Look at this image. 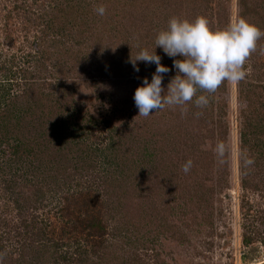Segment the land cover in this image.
<instances>
[{"label":"rangeland","instance_id":"rangeland-1","mask_svg":"<svg viewBox=\"0 0 264 264\" xmlns=\"http://www.w3.org/2000/svg\"><path fill=\"white\" fill-rule=\"evenodd\" d=\"M198 15L264 30V0H0L2 264L264 261V37L244 80L198 91L203 109L194 98L183 118L167 107L145 118L133 99L156 68L134 70L137 45L151 50L170 17ZM156 52L166 88L173 59ZM56 148L77 166L61 167Z\"/></svg>","mask_w":264,"mask_h":264},{"label":"clouds","instance_id":"clouds-1","mask_svg":"<svg viewBox=\"0 0 264 264\" xmlns=\"http://www.w3.org/2000/svg\"><path fill=\"white\" fill-rule=\"evenodd\" d=\"M94 11L104 16V6L95 7ZM264 37V30L247 18L231 19L225 26L212 27L209 20L198 15L194 19L172 16L167 27L155 34V47L151 50L141 48L135 57H130V63L139 72L138 61L145 64H155L151 81L148 77L134 92L135 106L138 115L149 117L153 112L165 108H178L181 117L188 112L187 104L193 102L197 108H205L209 100L205 95L197 96L198 91L215 93L225 82L237 84L244 80L247 73L245 64L257 50V44ZM173 59L172 67L176 74L169 80L167 87L162 84L164 74L169 73V67L161 63V56L156 48ZM264 54V48H261ZM203 113L197 112L199 118ZM220 164L226 163L225 156L230 151L225 143L218 142L214 149ZM244 166H251L254 160L247 153H242ZM193 167V161L188 159L182 166L187 174ZM2 264V256H0Z\"/></svg>","mask_w":264,"mask_h":264},{"label":"trees","instance_id":"trees-1","mask_svg":"<svg viewBox=\"0 0 264 264\" xmlns=\"http://www.w3.org/2000/svg\"><path fill=\"white\" fill-rule=\"evenodd\" d=\"M71 6V4L70 5H68L67 7H70ZM64 8H66L65 7V5H63V6H61V8H60V10H62V9H64ZM6 118H4V116L3 115H0V125H1V123H4V122H7L6 120H5ZM8 121H10V119L8 120ZM16 125L18 126V124L16 123ZM79 128H82V126H80ZM77 144V142H75V145ZM72 146H74V144L72 145ZM128 149H129V147H127ZM63 150L64 149H58V148H56L55 149V152H53L52 153V155H55V157H57V159L55 160V159H53L54 161H57V162H62V166L61 167H63L64 165V168H67V166H77V161L75 160L74 161V165H70V164H72V163H70V161L68 160V161H64L63 160V154L62 153H64L63 152ZM67 153V152H66ZM65 154V153H64ZM149 156H152V154L150 153L149 154ZM63 157V158H62ZM151 157H148L146 160H148V161H150L151 159H150ZM70 163V164H69ZM137 163V162H136ZM120 164V163H119ZM75 168V167H74ZM113 172H116V171H113ZM113 179H115V176H114V178ZM112 178H107V180H106V184L108 185L109 184V182L111 181V180H113ZM128 191H129V189H128ZM144 195V194H143ZM95 199V197L93 196H90V194H88V196H87V198L85 199V204H86V206H87V209H89L90 207H91V205H92V203H93V201H95L94 200ZM91 211H92V209H89V214H91ZM144 215H147V213H146V211L143 209V211H142V216H144ZM88 226L89 227H93L94 226V223L92 224L91 223V220L89 221V224H88ZM245 243H247V242H245ZM91 249V248H90ZM83 253H84V251H83ZM85 255H88L87 253H84ZM80 255H83L82 253L80 254ZM258 264H264V261H262V262H259Z\"/></svg>","mask_w":264,"mask_h":264}]
</instances>
